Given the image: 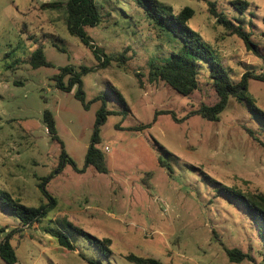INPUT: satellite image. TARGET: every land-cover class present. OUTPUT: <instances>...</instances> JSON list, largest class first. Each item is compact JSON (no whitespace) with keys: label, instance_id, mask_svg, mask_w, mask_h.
<instances>
[{"label":"rangeland","instance_id":"obj_1","mask_svg":"<svg viewBox=\"0 0 264 264\" xmlns=\"http://www.w3.org/2000/svg\"><path fill=\"white\" fill-rule=\"evenodd\" d=\"M160 1L177 12L195 11L189 27L215 50L233 81L264 73V59L220 26L208 5L215 2L219 12L252 33L264 55V0H246L250 7L244 13L230 5L232 0ZM55 2L67 0H0V242L10 236L16 264H135L129 256L163 264L264 263L258 228L220 190L264 194V128L248 103L231 97L218 122L193 115L218 102L206 64L189 97L150 80V61L170 56L180 41L150 27L132 0H96L103 20L88 32L110 60L106 68H101L104 56L98 55L100 61L69 34L64 6L43 8ZM40 46L51 65L33 68L31 57ZM64 67L91 69L82 78L84 102L75 96L77 87L70 93L57 88L55 78ZM248 90L253 108L264 111V82L250 79ZM97 97L112 112L97 145L108 173L86 165L103 103ZM46 111L54 116L62 144L47 130ZM165 111L178 121L172 114L156 116ZM63 150L75 167L61 163ZM46 180L56 205L42 222L25 227L3 208L2 194L38 208L49 203L39 187ZM70 224L110 241L111 261L75 234L76 250L70 251L46 232ZM227 248L251 259L231 262ZM0 264L7 263L0 258Z\"/></svg>","mask_w":264,"mask_h":264},{"label":"trees","instance_id":"obj_2","mask_svg":"<svg viewBox=\"0 0 264 264\" xmlns=\"http://www.w3.org/2000/svg\"><path fill=\"white\" fill-rule=\"evenodd\" d=\"M132 3L136 5L135 11L141 13L150 27L161 32L171 33L180 41L178 49L170 53V56H157L154 57L155 60L152 59V61H150V80L155 82L163 81L181 95L189 97L198 90L200 83L199 79L202 74L201 68L206 64L209 69V79L218 96V102L211 106L202 105L193 115H200L208 121L218 122L220 121V115L227 108L230 98L234 97L239 102L248 103L250 109L254 112V115L264 128V111L259 108H253L248 90L250 79L264 82V73L260 75L245 73L239 82L233 81L229 76V71L223 66L222 60L217 56L215 50L206 43L198 33L189 27L188 23L195 15V11L192 8L185 7L180 12H177L172 6L166 5L160 0H132ZM132 3L131 5H133ZM208 5L211 15L220 26L224 27L229 34L237 35L244 42L248 51L264 59L260 47L253 41L252 33L248 32L236 21L228 19L227 16L219 12L215 2H209ZM230 5L241 13L246 12L250 7L249 2L246 0H232ZM62 6L65 7L67 12L66 21L69 34L78 37L85 46L94 51L99 60L100 58L98 55L104 56L103 62H101V68H106L110 60L103 53L99 52L98 47H96L90 39L88 32L89 28L99 26L103 20L96 0H67V2L63 4L56 2L45 4L43 8L57 9ZM120 57L121 59H125V53H121ZM30 62L33 68L51 65L45 58L42 46L34 51ZM60 71L61 73L59 76L55 78L57 80V88L63 92L70 93L77 87L75 96L84 102L82 78L90 73L91 69L83 67L79 71H76L73 67H64L61 68ZM66 77L69 78L67 82L65 81ZM101 100L103 103L101 109L97 113L94 136L88 149L86 165L87 167H93L97 172L108 173L105 154L97 145L100 144V127L106 121L107 116L112 112L107 111V105L103 97H97L95 99V101ZM119 100L126 105L123 98L119 97ZM85 108H89V105L85 104ZM160 113L172 114V117L178 121L172 112H157L156 116ZM44 122L47 125L48 132L53 135L56 141L62 144L55 134L56 124L51 112H45ZM148 127H150V125L134 128V130L141 131ZM260 144L264 147L263 142H260ZM68 162L74 167L76 166L71 158H67V154L63 150L61 154V163L66 164ZM160 165L166 167L169 173L172 172V168L169 164L160 160ZM47 181L48 180L40 183L39 187L49 203L42 204L38 208L27 207L22 204L21 201L13 199L9 193L3 192V208L5 210H10L16 215L25 227H31L36 223L42 222L56 205L55 199L46 189ZM220 190L223 191L226 197L236 201V203L242 207L253 221L254 227L258 228L260 237L264 241V194L258 191L243 193L226 186H221ZM6 198H8L9 201H7ZM70 228L68 227L71 232H69L67 228L49 226L46 232L54 238L61 247L70 251L76 250L75 234L78 238L94 247L105 260L108 262L111 261L112 251L109 247L110 241L100 240L71 224ZM10 239V236H8L0 242V258L7 264H16L18 258ZM225 251L231 262L241 263L247 259H251L250 255L243 253L238 248H227ZM127 259L135 264H163L152 258L143 259L129 256ZM89 263L104 264L103 262H96L94 260H89ZM260 264L264 263L261 262Z\"/></svg>","mask_w":264,"mask_h":264},{"label":"built area","instance_id":"obj_3","mask_svg":"<svg viewBox=\"0 0 264 264\" xmlns=\"http://www.w3.org/2000/svg\"><path fill=\"white\" fill-rule=\"evenodd\" d=\"M105 151H106V152L110 151V147H109V146H106V147H105Z\"/></svg>","mask_w":264,"mask_h":264}]
</instances>
